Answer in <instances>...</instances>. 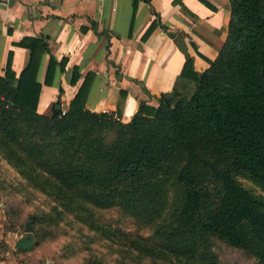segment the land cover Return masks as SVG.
Segmentation results:
<instances>
[{
	"label": "trees",
	"instance_id": "1",
	"mask_svg": "<svg viewBox=\"0 0 264 264\" xmlns=\"http://www.w3.org/2000/svg\"><path fill=\"white\" fill-rule=\"evenodd\" d=\"M229 3L227 35L209 65L198 71L187 55L173 88L155 105L141 99L128 121L116 116L121 101L115 113L85 106L91 71L63 112L57 102L37 111L36 74L47 44L39 35L20 40L30 54L17 74L9 50L0 74V152L47 196L29 214L38 239L79 233L65 244L67 254L102 240L106 250L85 264H220L210 249L215 236L264 264V200L235 177L245 172L264 188V0ZM53 62L50 54L46 83ZM171 179L174 208L150 235L121 230L89 208L116 204L154 221Z\"/></svg>",
	"mask_w": 264,
	"mask_h": 264
},
{
	"label": "crops",
	"instance_id": "2",
	"mask_svg": "<svg viewBox=\"0 0 264 264\" xmlns=\"http://www.w3.org/2000/svg\"><path fill=\"white\" fill-rule=\"evenodd\" d=\"M206 1L0 0V74L5 73L10 49V66L17 74L30 54V48L18 42L28 35L42 36L47 49L41 52L36 74L37 111L49 112L54 102L66 109L91 71L85 106L115 113L121 101L116 116L128 121L141 99L155 105L162 92L173 88L187 55L198 71L215 57L227 35L230 3ZM50 54L54 62L46 83ZM120 89L126 91L121 98ZM8 231L0 230V264H32L15 257L27 250H11Z\"/></svg>",
	"mask_w": 264,
	"mask_h": 264
},
{
	"label": "rangeland",
	"instance_id": "3",
	"mask_svg": "<svg viewBox=\"0 0 264 264\" xmlns=\"http://www.w3.org/2000/svg\"><path fill=\"white\" fill-rule=\"evenodd\" d=\"M235 177L250 191L260 196L264 200V188L259 181L245 172L235 173ZM177 189L172 179L168 182L167 205L163 213L154 221L145 222L126 212L118 205L111 204L104 207L89 205L93 215L112 226L120 228L126 232L150 235L158 223L168 217L173 210L176 200ZM47 196L33 188L26 177L21 174L18 168L0 152V230H9L11 250L16 238L23 232L24 222L29 219V214L37 205L45 206ZM264 209V206H263ZM34 227L35 223L32 221ZM59 233L52 235L49 232L46 236L38 239L36 244L27 251H22L15 257L19 259H29L32 264H85L93 256L99 254L101 250H106L102 240L90 241L89 249L65 253V244L69 241L79 239V233ZM210 249L216 254L220 264H254L257 258L248 250L229 244L225 240L212 236L210 239ZM4 246V245H3ZM97 252V253H96ZM13 254L14 251H11ZM142 264V263H138ZM155 264V263H154ZM165 264V263H156Z\"/></svg>",
	"mask_w": 264,
	"mask_h": 264
},
{
	"label": "water",
	"instance_id": "4",
	"mask_svg": "<svg viewBox=\"0 0 264 264\" xmlns=\"http://www.w3.org/2000/svg\"><path fill=\"white\" fill-rule=\"evenodd\" d=\"M9 3L12 0H7ZM129 77V76H126ZM165 99L169 100L168 96H165ZM57 108H60L59 103H55ZM34 225L32 223V219H27L24 222L23 232L16 238L14 242V246L22 249H31L36 244V239L34 237Z\"/></svg>",
	"mask_w": 264,
	"mask_h": 264
},
{
	"label": "built area",
	"instance_id": "5",
	"mask_svg": "<svg viewBox=\"0 0 264 264\" xmlns=\"http://www.w3.org/2000/svg\"><path fill=\"white\" fill-rule=\"evenodd\" d=\"M65 109H62V112L64 111Z\"/></svg>",
	"mask_w": 264,
	"mask_h": 264
}]
</instances>
